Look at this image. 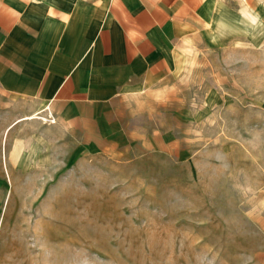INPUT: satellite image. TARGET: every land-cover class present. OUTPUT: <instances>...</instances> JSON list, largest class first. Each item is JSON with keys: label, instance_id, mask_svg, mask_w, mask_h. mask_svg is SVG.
Segmentation results:
<instances>
[{"label": "rangeland", "instance_id": "obj_1", "mask_svg": "<svg viewBox=\"0 0 264 264\" xmlns=\"http://www.w3.org/2000/svg\"><path fill=\"white\" fill-rule=\"evenodd\" d=\"M224 1L127 144L32 138L0 95V264H264V0Z\"/></svg>", "mask_w": 264, "mask_h": 264}, {"label": "crops", "instance_id": "obj_2", "mask_svg": "<svg viewBox=\"0 0 264 264\" xmlns=\"http://www.w3.org/2000/svg\"><path fill=\"white\" fill-rule=\"evenodd\" d=\"M225 7L224 0H0V95L19 114L13 128L32 122L35 139L63 142L77 131L83 144L129 143L142 104L171 87L187 48L214 32ZM13 140L18 146L17 131Z\"/></svg>", "mask_w": 264, "mask_h": 264}]
</instances>
